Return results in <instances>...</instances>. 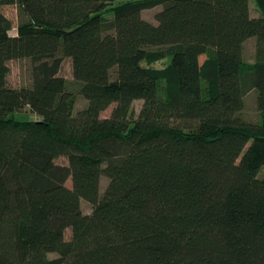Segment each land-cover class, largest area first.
<instances>
[{
    "label": "trees",
    "instance_id": "trees-1",
    "mask_svg": "<svg viewBox=\"0 0 264 264\" xmlns=\"http://www.w3.org/2000/svg\"><path fill=\"white\" fill-rule=\"evenodd\" d=\"M11 5L24 20L10 35L0 13V264H264V0ZM17 59L28 87L8 85ZM251 91L257 123L239 115ZM26 109L38 119L15 117Z\"/></svg>",
    "mask_w": 264,
    "mask_h": 264
},
{
    "label": "rangeland",
    "instance_id": "rangeland-1",
    "mask_svg": "<svg viewBox=\"0 0 264 264\" xmlns=\"http://www.w3.org/2000/svg\"><path fill=\"white\" fill-rule=\"evenodd\" d=\"M160 9V7L145 10L142 12V17L152 23H155L154 20V13ZM0 13L5 16V18L10 22L11 29L9 31L10 35H13L15 32V28L23 22L24 17L21 11L19 10L17 5L11 6H3L0 7ZM250 14L251 16L255 17L258 15L257 11L255 10L254 4L250 3ZM106 18H109L111 15L110 13H105L104 15ZM254 46H255V39L250 38L245 41L243 45V58L246 62L252 63L254 60ZM205 59V55L199 57V62H202ZM167 61L157 63L156 67L164 66ZM9 67V74H8V85L12 88H20V87H28L31 84V63L28 59H17L11 60L8 62ZM59 75L65 79L67 82L68 90L71 91L75 98L74 103V111L83 108L86 105V100L77 92V85L75 84L73 77H72V70H71V63L70 60L65 58L61 64V68L59 71ZM141 101L136 100L133 102V111L134 116L138 113ZM111 107H109L106 111L102 112L101 116L106 117L109 115ZM242 119L251 122L257 123L259 122V113L256 108V98L255 93L253 91L249 92L244 98V106L241 112L239 113ZM15 117L18 119H28V120H36L38 119L36 116L30 114L27 109L22 114H17ZM57 162L60 164L65 163L64 158L57 159ZM108 180L105 177H101L100 179V187L99 192L100 194L105 189ZM66 186L70 187L71 183L70 180H67ZM81 211L83 214H89L92 211V207L89 203L85 201L80 202ZM69 230H66L65 237L66 239L69 237ZM48 257L52 258L55 257V254H49Z\"/></svg>",
    "mask_w": 264,
    "mask_h": 264
}]
</instances>
